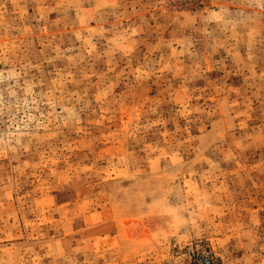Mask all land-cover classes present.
<instances>
[{
  "label": "rangeland",
  "instance_id": "1",
  "mask_svg": "<svg viewBox=\"0 0 264 264\" xmlns=\"http://www.w3.org/2000/svg\"><path fill=\"white\" fill-rule=\"evenodd\" d=\"M0 264H264V0H0Z\"/></svg>",
  "mask_w": 264,
  "mask_h": 264
}]
</instances>
